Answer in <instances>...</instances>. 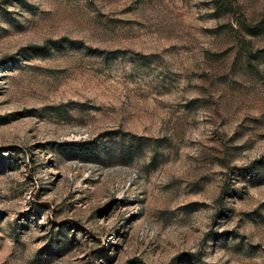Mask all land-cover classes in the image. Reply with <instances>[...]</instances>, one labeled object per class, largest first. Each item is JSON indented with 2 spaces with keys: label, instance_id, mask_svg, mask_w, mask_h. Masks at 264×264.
Masks as SVG:
<instances>
[{
  "label": "rangeland",
  "instance_id": "1",
  "mask_svg": "<svg viewBox=\"0 0 264 264\" xmlns=\"http://www.w3.org/2000/svg\"><path fill=\"white\" fill-rule=\"evenodd\" d=\"M0 264H264V0H0Z\"/></svg>",
  "mask_w": 264,
  "mask_h": 264
},
{
  "label": "trees",
  "instance_id": "2",
  "mask_svg": "<svg viewBox=\"0 0 264 264\" xmlns=\"http://www.w3.org/2000/svg\"><path fill=\"white\" fill-rule=\"evenodd\" d=\"M46 46H42V45H35L34 46V48H36V49H43V48H45Z\"/></svg>",
  "mask_w": 264,
  "mask_h": 264
}]
</instances>
